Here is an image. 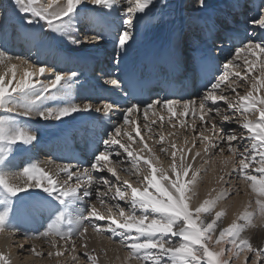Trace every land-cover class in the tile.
<instances>
[{"label":"snow or ice","instance_id":"6c2138e0","mask_svg":"<svg viewBox=\"0 0 264 264\" xmlns=\"http://www.w3.org/2000/svg\"><path fill=\"white\" fill-rule=\"evenodd\" d=\"M82 2L47 0L44 4L40 0H14V6L16 11L27 17L26 24L42 21V27H46L47 31L67 36L71 43L79 45L81 41L71 33ZM87 3L109 11L119 9L122 13L123 27L113 38L115 63L119 64L121 54L126 53L130 46L138 14L146 13L154 0H87ZM197 5L205 7V0H197ZM248 23L264 30V9ZM102 39L101 33L85 34L84 42H99ZM242 53H246L243 67L236 63ZM0 66L4 68L0 73V234L12 236L19 231L12 223V213L16 210L13 198L35 188L50 198H36V203L46 206L49 211L48 222L42 232L25 239L42 240L48 244L51 250L47 252V257H55L58 262L61 257H70L73 262L79 259L75 255L78 238L81 240L79 246L85 249L86 264H99L98 254L94 249L89 251L85 242V234L91 228L97 236L107 233L104 238L112 242L119 237V245L127 249L123 264H132L133 261L135 264H264V247L254 246L242 235L249 227L256 226L257 219L264 225V95H261L264 89V41H243L235 49L234 56L224 63L223 72L206 86L198 100H133L123 107L105 100L102 106L94 107L91 102L81 106L67 99L75 72L71 76H62L51 67L36 66L28 59L8 55L4 50H0ZM19 67H23V74L17 79ZM46 72L50 78L32 80L34 74L40 77ZM106 83L120 87L116 78ZM241 87H245L243 94L238 91ZM61 94L65 97L62 106H44L45 101L56 100ZM162 109H167L172 117L177 114L178 117H186L191 113L195 119L199 113L202 130L197 132L195 124L188 125L193 131L192 148L197 147L195 140L198 136L204 145L205 156L209 153L214 157L218 155L222 167L227 168L230 164L231 172L236 173L245 185L249 194L248 203L226 227L218 223L225 215L224 211H216L215 208L220 200L232 197L229 189L224 188L215 197L190 207L195 195L193 186L201 171L193 168V162L201 155L199 151L190 155L192 148L177 149L173 141L170 145V168L158 169L154 166L153 160L158 158L144 140L137 123L139 116L133 114L143 110V127L152 132L148 113L151 111L153 116L158 117L162 127ZM93 110L102 112L109 120L110 114H122L123 125L133 127L130 131L125 130L119 121L114 122V128L102 141L103 149L94 153L90 166L82 169L77 166L73 170L70 165H57V171L51 173L36 163L28 162L20 170L11 169L17 146L31 145L37 139L17 117L35 115L43 120H61L76 112ZM250 114L256 118L250 119ZM156 123V119H151V125ZM169 123L175 127L171 119ZM230 123H237L243 131L226 129L224 125ZM180 127H185V124L181 122ZM132 132H135V137ZM123 137L137 143L138 147L142 146L140 151L147 150L149 158L134 155L130 150L132 143H125ZM136 137H139L138 141ZM151 138L156 144H163L165 140L162 134L159 139ZM178 151L179 164L176 162ZM159 152L167 153L168 149L160 147ZM125 154L131 159L125 160ZM211 162L209 159L204 161L205 164ZM128 164H131V169L121 167ZM105 170L115 177L114 181L108 176L96 175ZM121 171L128 175L142 174V180L137 181L136 186L127 179L121 181ZM61 173L64 175L61 176ZM219 180L224 181L223 174ZM162 181L166 183L162 184ZM236 194L239 195V192ZM93 195L95 201L91 199ZM113 201L115 203H111ZM121 201L127 207L122 206ZM97 221L107 223L98 224ZM29 251L36 257L43 256L35 245ZM0 264H11L10 257L3 252H0Z\"/></svg>","mask_w":264,"mask_h":264},{"label":"bare ground","instance_id":"6f19581e","mask_svg":"<svg viewBox=\"0 0 264 264\" xmlns=\"http://www.w3.org/2000/svg\"><path fill=\"white\" fill-rule=\"evenodd\" d=\"M254 1L255 0H205V7L200 8L197 5V0H190V2H195V6H188L189 8L193 9V12H191L190 14L194 13V15H196L198 13V10H200V12L203 14H207V12L205 11H209L207 16H209L211 20H204L203 22V20L198 21L196 20L197 18L194 17L195 20H190L191 25L189 26H187L182 21L180 30H177L176 34L174 33L173 38L178 42L180 40V36L182 37L185 34H189V41L191 40V38L200 40L198 37L201 34V37H203L205 40H207L206 42H208V34H211L214 30L222 27L221 23L225 22L226 27L231 28L230 26H235L232 18L237 19L242 16L246 18L245 13L248 10L247 8L251 5L253 6ZM40 2L46 4L47 0H40ZM165 2H167V0H154L153 5H151L146 10V13L138 14V18L135 21L133 38L130 41V46L128 47L127 52L121 54L119 64H116L113 60L110 66L104 67V60H101L100 63V55L105 56L111 53L114 48L112 47V44H114L113 38L117 35L118 30L114 31V36H103V38H109L108 40L102 39L99 42H84L85 34L91 35L92 33H101L105 31L107 32L110 29L108 26H115L116 28L120 26L123 27V16L119 9L109 11L98 6H93L87 3V0H83V2L78 6L80 23L82 22V27H79V30L82 35H79L80 33H78V31L76 32V27H73L74 30L71 33L77 39L81 37V39H79L81 43L77 45L71 43L67 36L61 38L59 34L47 31L46 27H42V21H37L32 25L26 24L24 21L25 19H27V17L23 16L21 13L15 10L14 0H0V50H4L8 55L11 56L26 58L36 66L51 67L55 71L61 73L62 76H71V73L75 72L76 76L72 78L71 88L67 95V99L73 104L82 106L84 103L91 102L94 107L102 106L103 101L100 102V96H102L103 94L101 93H105V95L110 98L115 96V98H118L117 101H122L125 100V94L123 92L116 91L115 86L106 83L107 80L113 78L120 80L121 76H123V73H127L128 75L129 64L146 58V65H148L149 63H157V66H160V63H162V65H164V63H170V65L173 67L175 66V64L182 63V50H185L187 46H189V49H192L194 46L191 45L189 41L185 40V45H181L182 47L178 49L177 43H174L175 41L173 40V38L169 37V39L167 38L168 40L165 43L166 50H162L160 52L158 51V41L162 38L164 32L162 19H160V11L162 13V9L158 7L163 5V3ZM260 3V9H264V2ZM179 5L185 7L182 2H180ZM124 7H126V5H124ZM177 10L178 12L180 11V15L183 14L184 16L186 9L183 8V10H181L180 8H177ZM38 23H42L41 29L39 28ZM86 23H88L87 26ZM187 27L190 29L187 30ZM89 30L91 32H89ZM195 30L196 33L194 34ZM84 32L86 33L83 34ZM258 33L259 30L258 28H256L254 36L257 37ZM201 41H203V39H201ZM208 44L209 43L206 44V46H209L206 51H212L213 53V49H211V47L214 43L212 42L210 45ZM198 45L199 43L195 46ZM218 50L219 49H217L216 51L214 50V57L219 54L223 55L222 51L219 50V53ZM234 53L235 51L231 54ZM245 55L246 53H242L241 59L239 60L243 61V57ZM114 56H116V54H112L111 59H116V57L114 58ZM210 56L212 55L210 54ZM229 56L230 55H225V59H228ZM104 58H106V56ZM13 62L18 63V61ZM213 62L217 63V72L214 75V78H216L218 69H220V63L216 62L215 59L213 60ZM56 64H58L59 67L56 66ZM96 69H99V74H101L102 71L103 77L102 79H95V85H93V83L88 82V78H90L91 76L92 78L96 77L94 73L91 74V72L93 70L95 71ZM3 71V66H0V73H2ZM22 74L23 67H19L17 69V79H19ZM10 75L11 74H9V76ZM48 78H50V76L46 72L43 76L40 77H37L34 74L32 80H45ZM214 80L215 79H213V81ZM14 85L15 81H13V86ZM36 87H39V85H36ZM57 87L59 88L60 86ZM192 93H194V90L193 92L189 90H182V97L180 99L186 98V96H189ZM192 95L193 97H196V95L200 96L201 92L197 91L196 94L194 93ZM168 98L177 99L178 97L168 96ZM64 99L65 97L63 96V94H61L60 97L56 100L45 101L44 106L52 108L62 106ZM154 99L152 97V100ZM119 105L123 107L126 104ZM149 113L150 114L148 115L150 119L148 123L151 125V119H156L157 123L155 125H152V127H156L157 125H159L160 127L161 123L159 118L153 116V113L151 111ZM110 115L111 120H109V117L104 116L102 112L96 113L94 110L91 112H76L72 115L63 117L61 119L63 120L61 125H53L56 122L61 121L55 119L47 120L48 122L41 124L39 123V121H43V119H40L35 115L30 117H17V119L22 121L25 127L31 129V131L36 135L37 139L31 145L20 144L17 146L10 164L11 169L13 171L20 170L22 169V166H24L28 162L36 163L51 173H55L57 171V165H70L72 166L73 170H75L77 166H79L81 169L83 167L90 166L94 153H96L99 148L97 144L100 142V140L107 138L109 131L114 128V122L119 121L121 126H124L122 114L117 113ZM133 115L139 116V120L137 121V123L139 124L141 129L144 125L143 110ZM198 117L199 116L197 115L194 119L189 114L186 117L179 118L181 122H184L185 125H187L188 131L191 132L192 128L188 127V125L195 124L198 128L199 124L201 123ZM187 118L190 119L189 122L186 121ZM29 121H37V125H30ZM225 125L229 126V124ZM225 125L224 127H226ZM132 127L133 126H131L129 129L131 130ZM76 128H79L80 131H83V128H85L83 133L86 134V139H88L89 141V148L86 149L83 147L82 150V147L79 145L80 143L78 142V140H75L76 136H78L76 135V133H74ZM47 130H51L53 132L47 137L46 141L44 142L42 137L45 135ZM145 130L146 128L143 127V130L141 131ZM155 130L156 129H153V131ZM65 131L67 132L65 133ZM80 134L82 133L80 132ZM133 135H135V132H133ZM117 139H120V137H117ZM123 141L125 143H130L127 140V137H123ZM151 141L153 140L150 139V142ZM42 145H45V147L48 148L47 153L42 152ZM133 146L134 145H132L130 150L133 151L134 155H138L133 150ZM69 148L72 149L73 152L66 151ZM150 148H153V146ZM80 151L81 154L79 155ZM194 153L195 152L192 151L190 155ZM43 157H46V159ZM123 158L125 160L131 159L127 157L126 154ZM197 159L194 162H197ZM176 162L177 164L180 163L179 152L176 157ZM187 162L189 161H186V163ZM168 166L169 169L170 165ZM121 167H125V165H122ZM229 167H231L230 164L228 165V169L226 170V175H229V173L231 172L229 171V169H231ZM201 168L203 167L199 164L197 169ZM216 170L217 167L213 163H209L207 168L199 173L198 178L200 175L201 178H199L200 180H197V182L193 186V192L195 193V195L191 200L190 207L198 206L203 202L204 199H207V194L211 192V189L214 186L212 182L214 181V177L217 176ZM107 173L108 172L105 170L103 173H96V175L105 174L111 179L112 177L110 176V173H108L109 175ZM60 175L63 176L64 174L61 173ZM219 177L220 175L218 176V178ZM157 178H159V173L157 174ZM225 178L226 176H224V179ZM113 179L115 180V178ZM126 179L130 181V178L127 177H125L123 180ZM214 182H217V188H215L216 191H214V194L219 193V191H222L225 188L224 184H222L223 182H218L217 180ZM161 183L163 184L166 182L162 181ZM99 187H101V189L103 188L102 186ZM233 188L234 186L232 187V189ZM150 191H154V189H150ZM242 192L243 195L235 194L233 198L222 199L216 205V211L223 210L225 213V215L219 222L221 223L222 227H226L232 221L236 214L244 210V206L248 203L249 200V194L247 193V190L245 189V185L243 183ZM37 197L46 198V194H44L39 189L33 188L30 189L29 192L20 193L18 198H13V204L16 210L12 213V223L19 231L12 236H8L7 234H0V252H3L10 257L11 264H86L87 258L83 255L85 249L79 246L81 240L78 238L76 239L77 251L75 255H77L79 259H77L75 262H73L70 257H61L59 259V262L55 257L48 258L47 252L51 250L48 244L44 243L42 240L25 239L26 236L32 237L42 232L44 230V227L46 226V223L48 222L49 211L47 210L46 206L38 205L36 203ZM91 199L95 201V196L93 195ZM52 203L56 202L53 201ZM96 206L99 209L98 203L96 204ZM254 207L255 205L253 204V208ZM0 210H2V206H0ZM96 223L106 224L107 221H97ZM255 224V227H249L244 233L249 234V237H263L264 225L260 224L259 219L255 221ZM90 229L91 228H89V231L85 234V242L87 243L89 251L94 249L98 254L99 264H123V259L126 255L127 249L122 248L119 245V237L115 238L116 242H112L104 238V236L108 235L107 233H105L104 236H97L93 229ZM261 230L263 231V234ZM20 245H23V247L21 248ZM33 245L36 246L38 251H42V257H36L29 251V249ZM102 250L103 254H101ZM132 264H135V261H133Z\"/></svg>","mask_w":264,"mask_h":264},{"label":"rangeland","instance_id":"374dc122","mask_svg":"<svg viewBox=\"0 0 264 264\" xmlns=\"http://www.w3.org/2000/svg\"><path fill=\"white\" fill-rule=\"evenodd\" d=\"M180 2H182V4L183 5H185V7H182V6H180L179 4H180ZM194 3L195 2H190V0H167V2H165V3H163V5H161L160 7H158V8H161L162 9V13H161V11H160V19H162V26L164 27V32H163V35H162V38L158 41V51L160 52V51H162V50H166V42H167V40L169 39V37L170 38H173V36H174V33L176 34V31L177 30H180V28H181V22L183 21V23H185L187 26H189V25H191V21L190 20H195L194 19V17L195 18H197L196 20H198V21H200V20H203V22H204V20L205 21H207V20H211V18L209 17V16H207V14L209 13V11H205V12H207V14L205 13V14H203V13H201L200 12V10H198V13L196 14V15H194V13H192V14H190L191 12H193V9H191V8H189L188 6H195L194 5ZM179 6V7H178ZM177 8H180L181 10H183V8L184 9H186V12L184 13V16H183V14L182 15H180L179 14V12H178V10H177ZM95 13H97V12H95ZM170 13V14H169ZM163 14V15H162ZM202 16H201V15ZM204 15H206V16H204ZM181 16H182V18H181ZM204 17V18H203ZM206 17V18H205ZM185 20V21H184ZM179 23V24H178ZM41 24L42 23H38V25H39V28L41 29ZM73 27H76V32L78 31V33H80V31L79 30H77V29H80L79 27H82V22L80 23V16H79V12H78V15L76 16V19L73 21ZM175 29V30H174ZM190 28H187V30H189ZM90 32V31H89ZM86 32H84L83 34H85ZM196 33V30L194 31V34ZM192 34H193V32H192ZM82 35V34H81ZM60 37L61 38H64V37H66V36H63L62 37V35H60ZM79 37V36H78ZM189 34H187L186 35V38L189 40ZM168 38V39H167ZM79 39H81V37H79ZM83 39V38H82ZM173 40H174V38H173ZM186 39H180L178 42H177V40H174L175 42L174 43H177V46H178V49L180 48V47H182V46H184L185 45V43H184V41H185ZM207 41V40H206ZM162 42V43H161ZM182 42V43H181ZM173 44V43H172ZM182 45V46H181ZM208 45H210V43L208 44ZM162 46H163V48H162ZM206 45H205V43H204V41H201V44L199 43V45L197 46V47H195V49L194 50H199V49H203V50H205L206 49V47H205ZM207 48H208V46H207ZM209 50H210V48H209ZM208 52V51H207ZM218 52H219V50H218ZM220 53V52H219ZM209 54H211V52L209 51ZM218 54V53H217ZM216 54V55H217ZM235 54V53H234ZM234 54H229L230 56H229V58L228 59H225V57L223 58V57H221V55L219 56L220 58H222V59H217L218 61H219V63H220V69H218V74L216 75V77L219 75V74H221L222 72H223V65H224V63H226L229 59H231L233 56H234ZM212 55V54H211ZM218 56V55H217ZM216 56V57H217ZM116 56H114V58H115ZM216 59H215V61L216 62H218ZM236 63H239V64H241L242 65V67H243V61L242 60H237L236 61ZM219 67V66H218ZM242 84L244 83L243 81L241 82ZM59 86V85H58ZM238 91L239 92H241V94H243L244 92H245V87H241V88H238ZM197 93V91L195 92V94ZM192 94H194V93H192ZM190 95L189 96V98H182V99H180V100H188V99H196V100H198V98H199V96L198 95H196V97H193V95ZM261 95H264V89H262L261 90ZM230 98H233L232 96H230ZM218 103H220L221 104V106H224L223 104H222V102H218ZM165 111V112H164ZM165 113V114H164ZM148 114H150V113H148ZM161 115H164L163 117H164V123H163V126L161 127V125H160V127H159V125H157L156 127H152V125H150L151 127H152V129H156L155 131H152V132H149V131H146V130H148V129H146L145 131H141V133L143 134V136H144V138H145V141H146V143L150 146V147H152L153 146V148H152V151H153V155L155 156V157H157L158 159L157 160H153V164H154V166L155 167H158L159 169H168V165H170L171 164V162H172V158H171V147H170V145H171V142H175L176 143V146H177V149H180V148H185V149H188V148H192V144H193V131H188V129H187V125H185V127H180V123H181V121H180V118L178 117V115L176 116V117H172L170 114H169V112H167V109H162L161 110V113H160ZM169 114V115H168ZM190 115H191V113H190ZM197 115L199 116V113H197ZM192 116V115H191ZM168 118V119H167ZM249 118L250 119H255L256 117L255 116H253V115H251L250 114V116H249ZM170 119L172 120V122L173 123H175V127H172V124H170L169 123V121H170ZM242 119V118H241ZM29 120V119H28ZM143 120V119H142ZM189 118H187L186 119V121L187 122H189ZM62 121L63 120H61L60 122H56L55 124H53V125H61V123H62ZM46 122H48L47 120H43V121H39V123H41V124H43V123H46ZM145 122V121H144ZM29 123H30V125H34V126H36L37 125V121H35V122H31V121H29ZM184 123V122H183ZM185 124V123H184ZM226 127L225 128H237L238 129V131H243L242 129H239V127H238V124L237 123H230L229 124V126L228 125H225ZM131 127V125H124L123 126V128H125V130H130L129 128ZM76 130H79V128H76ZM74 131V133H78L79 131ZM141 130H143V127L141 128ZM160 130V131H159ZM199 130L201 131L202 129L200 128V124H199V127L197 128V132H199ZM53 131H51V130H47L46 131V133H45V135L42 137V139L44 140V142L46 141V139H47V137L52 133ZM67 131H65V133H66ZM169 133H173V135H169ZM132 135H133V132L131 133ZM164 135V137H165V140H164V142H163V144H156L155 143V141H154V139H152L151 137H155V139H159V136L160 135ZM134 137H135V135H133ZM150 139L151 140H153V141H151L150 142ZM128 140V139H127ZM139 140V137H136V141H138ZM102 141H103V139L102 140H100V144L98 143L97 145H98V147H96V148H98V149H100V150H102L103 149V144H102ZM187 141V142H186ZM130 142V141H129ZM88 143H89V141H88ZM130 143H132V145H134L133 146V150L136 152V154H138V155H141V157H143V158H149L148 157V153H147V150H144L143 152L142 151H140V147H142V146H140V147H138V145H137V143H134V142H130ZM195 143H196V145H197V147H195V148H192V151H194V152H197V151H199L200 153H201V155H200V157H198L199 159H197L198 161L197 162H193V168L194 169H197L198 168V165L200 164V165H202V167L203 168H201L200 170V172H202L204 169H206L207 168V166H208V164H205L204 163V161H205V159H209V160H211L212 162L210 163V164H214L216 167H217V170H216V175L217 176H215L214 177V181H218V182H221V181H219L218 179V176L219 175H221V174H223L224 176H226V178L225 179H227V180H225V181H223V183L222 184H224V186H225V188H227V189H229L231 192H232V197L231 198H233L234 196H235V194L237 193V192H239V194L240 195H243V192H242V183H241V181L238 179V177H237V175H236V173H234V172H231L232 174L231 175H226V170L228 169V167L227 168H223L222 167V165L220 164V162H219V160H220V157L217 155V156H211V153H209V155L208 156H205V154H204V145L203 144H201L200 143V140H199V137L197 136L196 137V140H195ZM233 143H237V142H233ZM44 144V143H43ZM41 145V144H40ZM160 147H165V148H167L168 149V152L167 153H160L159 152V148ZM95 148V147H94ZM102 148V149H101ZM41 149H42V152H45V153H47V150H48V148L47 147H45V145L43 146L42 145V147H41ZM41 149H40V151H41ZM196 150V151H195ZM66 151H69V152H73V150L72 149H67ZM96 151V150H95ZM94 151V152H95ZM93 152V153H94ZM179 152V151H178ZM178 152H177V155H178ZM180 154V153H179ZM43 158H45L46 159V157H43ZM83 158V157H82ZM142 163V162H141ZM125 167H127L128 169H131V164H128V165H125ZM145 168H146V166H145ZM229 168H231V167H229ZM229 171H231V169H229ZM108 174V173H107ZM142 174H143V170H142ZM109 175V174H108ZM189 175H191V173L189 174ZM104 176H107V175H105L104 174ZM142 176V175H141ZM141 176H137L136 177V175L135 174H133V175H128V174H126L125 172H123V171H121V173H120V179H121V181H123V179L125 178V177H127V178H130V182H132L133 183V185L135 186V185H137V181H139V180H142L141 179ZM124 177V178H123ZM231 177V178H230ZM113 178H115V177H112L111 178V180H113L114 181V179ZM199 178H201V175L199 176ZM197 179V180H200V179ZM185 179H187V178H185ZM212 182L213 183V188L211 189V192H209V194H207V196H206V198H212V197H215L217 194H214L215 192L214 191H212L213 189H215V188H217V182ZM232 183V184H231ZM232 185V186H231ZM121 186L123 187V185L121 184ZM234 186V188L232 189V187ZM221 189V188H220ZM102 191L104 190L103 188L101 189ZM216 191V190H215ZM220 192V191H219ZM236 192V193H235ZM242 192V193H241ZM213 193V194H212ZM214 195V196H213ZM230 198V199H231ZM122 202V201H121ZM111 203H115L114 201L113 202H111ZM122 204H124L123 202L121 203V205ZM99 205V204H98ZM122 206H124V207H126L127 205H122ZM99 208H100V205H99ZM105 212H106V210H105ZM219 223V222H218ZM91 230V229H90ZM264 230V229H263ZM261 232H262V234H263V231L261 230ZM242 235H244V236H246L249 240H250V242L254 245V246H260V247H264V234H263V237H260V236H256V237H249V234H246V233H242ZM226 247H227V245H226ZM251 255V254H250ZM237 264H239V262H237Z\"/></svg>","mask_w":264,"mask_h":264}]
</instances>
